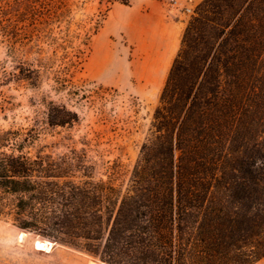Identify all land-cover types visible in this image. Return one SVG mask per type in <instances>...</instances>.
<instances>
[{"label": "trees", "instance_id": "trees-1", "mask_svg": "<svg viewBox=\"0 0 264 264\" xmlns=\"http://www.w3.org/2000/svg\"><path fill=\"white\" fill-rule=\"evenodd\" d=\"M63 11L36 0L0 9L15 79L35 85L48 70L37 41ZM66 33L71 42L81 35L71 25ZM72 47L57 89L75 86L83 51ZM78 121L49 103L50 127ZM40 137L39 124L0 129V217L16 227L112 264H256L264 258V0L200 2L126 187L97 178L87 149L51 151Z\"/></svg>", "mask_w": 264, "mask_h": 264}, {"label": "rangeland", "instance_id": "rangeland-1", "mask_svg": "<svg viewBox=\"0 0 264 264\" xmlns=\"http://www.w3.org/2000/svg\"><path fill=\"white\" fill-rule=\"evenodd\" d=\"M17 1L0 0V9L9 3L16 7ZM36 1L45 6L58 5L64 11L47 24L48 35L37 41L41 55L51 59L48 70L42 71L35 85L12 76L17 70L16 61L8 54L2 36L1 25L6 20L5 14L0 12V129L39 124L40 144L55 152L85 148L97 163V178L112 176L116 184L126 187L168 75L163 83L152 78L153 86L150 87V79L143 76L148 73L134 70L135 47L124 36V27L110 22L107 28L111 7L131 0ZM184 4L192 8V12L180 14L186 29L200 3ZM69 25L81 33L72 42L66 33ZM72 46L83 51L82 63L74 78L75 86L57 89L55 73L62 68L66 53L73 52ZM33 57L37 54L33 53L30 59ZM79 87L78 94L72 92ZM50 102L65 104L79 115V121L71 126L50 127L45 122ZM20 232V228L0 217V264H89L92 259H101L64 244L49 251L40 249L35 245L36 239L48 237L30 233L20 238ZM256 264H264V258Z\"/></svg>", "mask_w": 264, "mask_h": 264}, {"label": "crops", "instance_id": "crops-1", "mask_svg": "<svg viewBox=\"0 0 264 264\" xmlns=\"http://www.w3.org/2000/svg\"><path fill=\"white\" fill-rule=\"evenodd\" d=\"M171 0H131L129 4H114L107 15L108 23H120L124 27V36L134 45L135 72L148 73L152 87V78L163 83L180 49L181 38L185 31V22L180 13L170 5ZM197 5L202 0H180ZM126 11V14H122ZM109 32V30H108Z\"/></svg>", "mask_w": 264, "mask_h": 264}, {"label": "water", "instance_id": "water-1", "mask_svg": "<svg viewBox=\"0 0 264 264\" xmlns=\"http://www.w3.org/2000/svg\"><path fill=\"white\" fill-rule=\"evenodd\" d=\"M21 229V228H20ZM21 232H23V233H25V235L26 234H30V233H32V232H30V231H28V230H26V229H21ZM39 236V235H38ZM42 239H45V240H47L48 241V243H49V245H50V250L51 249H53L55 246H57V245H61L62 243H60V242H58L57 240H54V239H51V238H42ZM36 245V244H35ZM45 250H47V249H45ZM47 251H49V250H47ZM99 263H107V264H111V263H109V262H106V261H104V260H102V259H99V260H90L89 261V264H99Z\"/></svg>", "mask_w": 264, "mask_h": 264}, {"label": "built area", "instance_id": "built-area-1", "mask_svg": "<svg viewBox=\"0 0 264 264\" xmlns=\"http://www.w3.org/2000/svg\"><path fill=\"white\" fill-rule=\"evenodd\" d=\"M170 5L173 6L178 11V13H180V14L192 12V8L186 7L185 5H182V2L180 0H171Z\"/></svg>", "mask_w": 264, "mask_h": 264}, {"label": "bare ground", "instance_id": "bare-ground-1", "mask_svg": "<svg viewBox=\"0 0 264 264\" xmlns=\"http://www.w3.org/2000/svg\"><path fill=\"white\" fill-rule=\"evenodd\" d=\"M25 235V233L20 232L19 237L22 238ZM36 247L40 249H47L50 250V245L47 240L45 239H36L35 241ZM99 264H107V263H99Z\"/></svg>", "mask_w": 264, "mask_h": 264}]
</instances>
